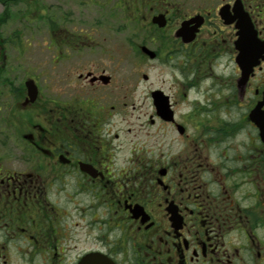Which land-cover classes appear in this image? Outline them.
I'll return each mask as SVG.
<instances>
[{"label": "flooded vegetation", "instance_id": "1", "mask_svg": "<svg viewBox=\"0 0 264 264\" xmlns=\"http://www.w3.org/2000/svg\"><path fill=\"white\" fill-rule=\"evenodd\" d=\"M21 2L0 0V27ZM94 5L135 21L138 56L168 69L169 84L147 92L155 151L114 167L112 126L139 80L128 88L126 61L101 47L97 55L112 33L97 15L89 56L84 39L62 33L59 63L70 56L63 45L78 55L58 73L56 101L27 98L33 77L17 87L2 78L19 106L39 113L19 157L25 168L0 162V264H264V0ZM195 16L189 26L201 24L184 41L178 30ZM3 41L0 30V54ZM152 92L167 97L168 118Z\"/></svg>", "mask_w": 264, "mask_h": 264}, {"label": "rangeland", "instance_id": "2", "mask_svg": "<svg viewBox=\"0 0 264 264\" xmlns=\"http://www.w3.org/2000/svg\"><path fill=\"white\" fill-rule=\"evenodd\" d=\"M32 2L33 0H22L18 3L9 16L7 26L0 27L3 37L6 38V42L3 41L1 45L4 52L0 54V64L2 54L6 55L0 80V162L14 169L25 168L24 161L19 158L20 154L25 152V148H28L22 134L28 132L30 122L38 121L39 113L36 106L28 108L30 111L19 106L21 99L11 93L7 82L2 81V78L10 80L12 85L17 87L27 77H33L39 89L41 104L47 103L49 99L56 101L60 96L58 73L63 72L65 66H68V71H72L73 58L78 55L74 49L70 52L63 45L62 55L70 56L65 60L66 64H60L59 62L63 60L56 58L59 56L60 45L57 44L59 37L63 33L64 37L74 35L77 40L84 39L86 47L83 46L80 55L89 56L87 43L95 32L96 15L98 21L96 27L107 28V32H112L108 35L111 36L109 45L101 44V40H98L97 55H101V47L103 50L107 49L111 56L126 61L124 65L129 74L128 88L137 81V78L139 80L130 98L124 99L125 106H122V99L120 100L122 107L120 114L123 115V120L112 126L114 167L126 168L131 164L130 159L137 157L139 153L150 155L155 151L156 144L153 136L155 128L148 123L152 107L147 92L149 88L162 82V79H165L163 82L165 86L169 84L166 74L168 69L163 64L143 61L138 56L137 50L129 42L132 39L137 44L138 41V38L132 36L136 32L135 21L121 22L119 19L121 12L118 9L114 6L112 9L108 7L99 9L94 5L95 0H35L39 6L30 9ZM26 6L30 11L25 10ZM52 22L60 24L64 31H59V27H55L54 30L47 27ZM118 27L120 30H117ZM98 32L101 31L98 29ZM142 73L149 75V82L141 81ZM132 103L135 107H132ZM116 132L119 136L114 138Z\"/></svg>", "mask_w": 264, "mask_h": 264}, {"label": "water", "instance_id": "3", "mask_svg": "<svg viewBox=\"0 0 264 264\" xmlns=\"http://www.w3.org/2000/svg\"><path fill=\"white\" fill-rule=\"evenodd\" d=\"M194 20L195 18H192L191 20L182 23L181 28L178 30V34L183 37L184 41H191L194 38L198 26L201 24V21H198L195 27H190L189 24ZM142 50L148 53L150 56H153V53H151L147 48L142 47ZM25 84L28 90L29 97L31 98V100H34L37 95V87L34 84V81L28 80ZM152 93V96H154V104L157 106L159 113L163 116V118H168L167 115L169 114V104L167 101V97H160L158 95L160 92H158L157 94H155V92ZM24 137L27 138L28 136L25 135Z\"/></svg>", "mask_w": 264, "mask_h": 264}]
</instances>
